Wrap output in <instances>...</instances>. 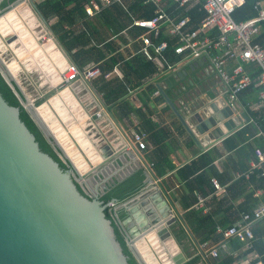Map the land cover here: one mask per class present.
<instances>
[{"label":"crops","instance_id":"obj_1","mask_svg":"<svg viewBox=\"0 0 264 264\" xmlns=\"http://www.w3.org/2000/svg\"><path fill=\"white\" fill-rule=\"evenodd\" d=\"M50 1L17 0L9 4L8 0H0V14L1 10L10 9L0 26L8 28V35L12 31L18 37L16 43L8 45L0 34L3 46L0 58L4 64L18 73L21 68L25 69V63H32L33 69H25L26 72L30 77L38 75L41 87L47 86L48 90L60 88L62 73L69 63L99 69L100 74L88 82H76L58 91L67 90V99L64 100L68 106H74L65 122L48 104L49 99L42 103L48 105L80 155H86L80 143L83 141L87 147L100 153V162L109 161L123 150L102 168L111 170L110 164H123L125 170L140 166V170L148 175L150 184L159 189L163 202L169 205L171 220L166 225L169 238L162 245L169 248L170 255L178 259L179 264H264V217L250 226L251 239L244 234L229 239L223 236V231L238 224L243 214H251L264 207V179L260 175L261 169L256 166L259 161L255 154L256 151L264 154V130L259 129L252 118V113L261 109L256 107L261 88H250L256 90V102H250L253 97L246 95L247 91L241 95L242 108L235 112L230 109L241 127L212 145L213 140L207 138L208 132L203 135L196 123L210 113V104L225 100V86L206 60L204 65L197 67L194 65L202 59L175 66L180 60L176 56L174 67L170 69H163L167 63L161 59L156 62L147 60L142 54L139 39L143 31L135 27L138 19L129 11L134 0H122L112 5L122 9V13L101 12V9L91 15L86 11V0L85 16L70 11L74 2L57 13ZM145 4H148L146 0ZM26 11L30 12L27 18L32 17L35 21L33 26L26 21ZM12 14L16 19L14 24L8 19ZM17 22L27 30L25 38L15 30ZM121 25L125 27L121 28ZM64 34L69 45L74 47L72 53L85 52L81 63L77 64L71 57L72 53L68 54L58 40V36ZM47 41H51L60 54L57 62L44 51ZM33 44L43 48L41 59L33 55L34 52L27 51ZM15 49L22 50L25 54L23 59L18 58ZM46 64L48 70H45ZM153 67L155 73L151 72ZM182 70L186 71L184 77H175L169 85L165 83L168 77ZM248 70L253 77L257 75V67L250 66ZM52 71L60 79L55 86L49 83ZM13 78L17 79L14 75ZM158 87L194 129L201 149L180 124ZM41 111L45 113V110ZM97 112L101 113L100 118L96 117ZM243 114L248 117V123ZM75 128L79 130L77 138L70 132ZM222 131L226 132L223 128ZM133 133L145 135L147 148L144 152H138L128 144ZM231 144H236L237 148L230 150ZM261 166L264 169V163ZM113 170L106 174H114ZM213 180L218 183V189L214 187ZM223 242H226L225 249L218 247ZM214 248L218 249L217 257L208 253Z\"/></svg>","mask_w":264,"mask_h":264},{"label":"water","instance_id":"obj_2","mask_svg":"<svg viewBox=\"0 0 264 264\" xmlns=\"http://www.w3.org/2000/svg\"><path fill=\"white\" fill-rule=\"evenodd\" d=\"M8 11L10 9L7 8L1 10L0 22ZM7 30L0 26L4 41L8 45L16 43L17 35L12 31L8 35ZM27 51L30 52V48ZM205 63L202 60L194 67ZM0 75L67 168L62 169L57 161L41 150L34 134L20 118V109L9 105L0 93V264H129L117 240L112 220L105 216L104 211L109 204L115 205L109 208V212L117 221L131 255L137 264H148L136 244L155 233L160 245L169 238L166 225L171 220L170 208L163 202L159 189L150 184L148 175L143 172L145 179L138 193L123 202L113 199L104 204L100 198L109 187L125 181L140 170V166L125 170L123 164H110L109 168H114L115 172L105 175L101 171L102 166L109 164L122 150L109 161L102 160L97 165L93 164L86 173H80L39 114L38 107L24 95L1 58ZM185 75V70L179 71L168 77L165 83L169 85L175 77ZM158 91L200 148L194 129L160 87ZM64 99V91H60L48 100L62 122L70 118V110L74 107L68 106ZM209 111L208 115L199 118L196 125L203 135L208 132L207 138L213 140L212 145L241 127L224 99L210 104ZM242 116L248 123V117ZM83 152L86 154L84 149ZM97 172L103 175L100 180L92 176ZM110 179L111 184L106 186L105 182ZM91 184L95 187L100 185V190L92 189ZM121 212L126 216L122 220L119 219ZM168 249L165 246L162 252L153 254L157 264L165 261L179 264L180 261L170 255Z\"/></svg>","mask_w":264,"mask_h":264},{"label":"built area","instance_id":"obj_3","mask_svg":"<svg viewBox=\"0 0 264 264\" xmlns=\"http://www.w3.org/2000/svg\"><path fill=\"white\" fill-rule=\"evenodd\" d=\"M120 1L122 0H88L86 11L90 15L99 13L101 9L109 8ZM146 3L153 5L154 15L151 19L136 21L135 27L143 31L139 39L142 54L147 60L156 62L161 59L166 62L168 43L174 42L173 54L180 57L175 66L188 61L206 60L225 86L224 98L233 112L242 108L240 97L251 87L261 88L257 95L256 107H264V47L257 42L264 24V8L260 2L254 6L255 17L236 23L232 16L236 9L244 4V0H173L177 8L197 5L205 14L200 26L190 32L187 31L189 18L177 20L175 12H168L169 6L165 0H146ZM160 38L163 40L158 42ZM229 65L232 66L228 69ZM250 66L258 69L255 77L248 70ZM173 67L170 65L169 69ZM99 74V69L95 67L81 69L76 64L69 63L62 73L61 85L70 87L76 82H88ZM95 115L101 117L100 112ZM128 144L138 152H144L147 148L146 138L142 133H133ZM255 154L259 161L256 166L261 169L260 175L264 179V169L261 166L264 163V154L260 151ZM212 183L215 188H219L215 180ZM113 207L114 204L108 205L110 209ZM263 217L264 207L251 214H243L238 224L223 231L224 238L244 234L251 239L250 226ZM218 247L225 249L226 242ZM208 253L217 257L218 249H210Z\"/></svg>","mask_w":264,"mask_h":264},{"label":"trees","instance_id":"obj_4","mask_svg":"<svg viewBox=\"0 0 264 264\" xmlns=\"http://www.w3.org/2000/svg\"><path fill=\"white\" fill-rule=\"evenodd\" d=\"M17 0H8V3H14ZM236 2H239V0H235ZM75 3L73 8L70 10L71 12H78V14L85 16L86 11H85V3L86 0H55V1H50L49 3L51 4V7L53 10L57 13L63 12L64 8L67 6L71 5L72 3ZM165 2L168 4L169 9L168 12H175L177 15V20H181L184 18H189V24L187 27V31H194L200 26V22L204 19L205 14L199 10V7L197 5H186L182 8H177L175 4H173V0H165ZM257 2L262 3V8H264V0H244V4L236 9L234 12L232 18L234 22L239 23L242 21H245L247 19L253 18L256 16V12L254 11V6ZM5 7L6 5L3 4ZM115 11V12H124L122 9L118 8L117 6H111L110 8L102 9L101 12L103 11ZM129 11L135 14L136 18L138 20H146V19H151L153 17V11L154 7L152 4L148 3L145 4V0H134V2L129 6ZM73 22V20H72ZM109 23H112L109 21ZM108 23V24H109ZM90 25V23H89ZM125 27V25H121V28ZM262 33L258 39V43L264 47V24H262ZM72 36V34H71ZM67 36L60 35L58 36V40L63 44L66 52L71 55L74 47L72 44L69 45V43L66 41ZM163 40V38H160L158 42ZM173 44L174 42H169L168 43V50L166 52V63L167 67L165 66L163 69L169 68L170 65H173L177 58L173 54ZM85 52H77L72 53L71 57L74 59V61L78 64L81 63V59ZM78 66V65H77ZM79 68L82 69V65L78 66ZM151 72L155 73L156 70L153 67L151 69ZM16 90L18 92L19 89L16 87ZM248 92V93H247ZM247 92H244L243 94L246 95H251V101L250 102H256V90L250 89ZM0 93L3 96V98L6 100V102L13 106V107H18L20 109V118L22 121L26 124L28 129L34 134L41 150L48 155H50L55 161L58 162L60 167L64 170H66V165L60 160L54 149L47 143L45 140L44 136L40 132V130L37 128V126L33 123V121L30 119L26 111L21 107L18 99L16 98L15 94L13 91L10 89V87L6 84V82L3 80V78L0 75ZM252 93V94H251ZM252 118L255 122V124L259 127V129H263V123H264V108L259 109L257 112L252 113ZM236 144H231L229 147L230 150H233L236 147ZM145 177L144 174L141 170L136 171L133 175H131L129 178H127L125 181L122 183L116 184L115 186L109 187V189L106 191V193L100 198V200L104 203L107 204L111 200L116 199L118 202H123L127 200L128 198L132 197L138 191L143 187V181ZM105 216L107 219L112 220V226L114 227L115 234L117 237V240L120 242L124 254L128 257V262L129 264H137L136 260L133 258L131 255L130 251L128 250L126 243H125V237L123 233L121 232L120 228L116 224V222L112 218V213L109 212V209L106 208L105 211ZM126 216L123 212L120 213L119 219H124Z\"/></svg>","mask_w":264,"mask_h":264},{"label":"bare ground","instance_id":"obj_5","mask_svg":"<svg viewBox=\"0 0 264 264\" xmlns=\"http://www.w3.org/2000/svg\"><path fill=\"white\" fill-rule=\"evenodd\" d=\"M25 15L24 16L27 19L26 21L28 22V24L30 26H33L35 24V21L32 19V17L31 18H27V16L30 15V12L26 11ZM8 19L12 20V24H14L16 22L14 14L9 15ZM16 24L14 25L15 30L18 31V33H19V35L21 37L25 38L28 35L27 34L28 33L27 30L24 27H22V25L20 23L17 22ZM0 47H2V49L0 50V53H1V51H3L2 44H0ZM29 48H30V51L34 52L33 55H37L38 57H40V59H41V56L43 57V55H44V53L42 51L43 48H38L37 45H35V44L30 45ZM21 51L22 50L15 49V53L18 56L19 59H23L22 57L25 55ZM44 51H46L50 55V57L55 58L56 62L58 61L57 57L58 56L60 57V54L58 53V51H55L54 45L52 44L51 41H47V43L44 45ZM41 53H42V55H41ZM27 59H29V58H27ZM31 64L30 63H27V64L25 63L24 64L25 69L26 70H30L32 68ZM17 66H18V68H16V69L19 70L20 67H19L18 64H17ZM6 67L8 68V66H6ZM48 69H49V67L46 64L45 65V70H48ZM8 70H9V72H10V74L12 76L15 74V72L11 71L9 68H8ZM52 73H53L52 79L49 81V83L51 85L55 86L60 79H59V76H58L57 73H55L53 71H52ZM66 91H64V98L65 99H67L66 96H65ZM54 101L55 100L53 99L52 103H54ZM41 110H45V113H42ZM57 110L59 111L60 109L57 108ZM38 111H39V114L41 115V117L47 123V125L54 132V135H55L57 141L60 143L62 148L66 151L67 155L69 156V158L71 159V161L75 165L76 169L82 174L86 173L87 171H89V167H88L87 163L84 161L82 155H80V153L77 151L76 147L73 145V142L70 140V138H68L67 134L62 130V128L60 127V125H59V123L57 121V119L53 117V114L51 113L48 105L47 104L40 105L38 107ZM59 114L62 115V113H60V112H59ZM70 132L72 133L74 138L78 137L77 134H79V130L77 128L71 129ZM78 141H79V139H78ZM80 143L83 146V149L86 151V155L91 160V162L94 165L95 164L97 165L98 163H100V153H97V151H95L94 149L87 147V145H86L87 143L85 144V142H83V141H80ZM163 237H164V235H163ZM166 245L172 246V245H169V244H166ZM136 247L138 248V250L140 251V253L143 256L144 260L148 264H157V262L155 261V259L153 257V254L154 253H158V252H162L163 248L165 246L164 245H160L159 238H157L156 233H155V234H150L149 236L146 237V239H143L140 242H138L136 244ZM171 248H174V246H172ZM164 264H168V262L165 261Z\"/></svg>","mask_w":264,"mask_h":264},{"label":"rangeland","instance_id":"obj_6","mask_svg":"<svg viewBox=\"0 0 264 264\" xmlns=\"http://www.w3.org/2000/svg\"><path fill=\"white\" fill-rule=\"evenodd\" d=\"M8 54H9V56H11L10 52ZM20 71L18 73L14 74V76L17 77V79H15V81L18 84V86L20 87V89L22 88L21 90H24V93L26 94V96H28L27 98L36 107H39L42 103L47 102V100L50 99V97L53 94L58 92L60 90V88H63L62 85H60V88L59 87L54 88V89L50 90L51 92H48L49 90H48L47 86L41 87V83H40V80L38 78V75L33 74L30 77L25 69L21 68ZM40 94H43V95L39 99H37L38 95H40ZM33 99H35V101H33ZM82 157H83L84 161L87 163L89 170H90L93 167V163L91 162V160L88 158L87 155H82ZM101 171H104L105 173H108V174H109V172H111V170H108L106 168H101ZM92 176H90V177H92Z\"/></svg>","mask_w":264,"mask_h":264},{"label":"flooded vegetation","instance_id":"obj_7","mask_svg":"<svg viewBox=\"0 0 264 264\" xmlns=\"http://www.w3.org/2000/svg\"><path fill=\"white\" fill-rule=\"evenodd\" d=\"M105 175H108V174H106L105 173ZM94 176V178L96 179V180H100V178H102V176L103 175H101L99 172H97V174H95V175H93ZM112 176V178H114V175H111ZM111 179L110 180H108L107 182H105V185L107 186V185H110L111 184ZM92 189L93 188H97V189H99L100 190V185L98 186V187H95V185L94 184H91V186H90ZM115 222H116V224L118 225V223H117V221L116 220H114Z\"/></svg>","mask_w":264,"mask_h":264},{"label":"clouds","instance_id":"obj_8","mask_svg":"<svg viewBox=\"0 0 264 264\" xmlns=\"http://www.w3.org/2000/svg\"><path fill=\"white\" fill-rule=\"evenodd\" d=\"M109 209V208H108Z\"/></svg>","mask_w":264,"mask_h":264}]
</instances>
